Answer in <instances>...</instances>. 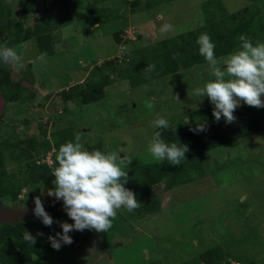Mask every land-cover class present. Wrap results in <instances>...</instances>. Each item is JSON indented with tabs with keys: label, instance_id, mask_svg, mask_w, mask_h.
I'll use <instances>...</instances> for the list:
<instances>
[{
	"label": "rangeland",
	"instance_id": "rangeland-1",
	"mask_svg": "<svg viewBox=\"0 0 264 264\" xmlns=\"http://www.w3.org/2000/svg\"><path fill=\"white\" fill-rule=\"evenodd\" d=\"M25 1L3 0L10 9L9 16L21 21L23 28H31L36 17H46V5L60 4L59 0H35L32 9L22 13ZM132 1L98 2L99 6L109 7L113 14L120 16L98 26L91 12L93 4L86 0L80 20L74 19L52 31L54 53L43 62L37 60L40 55L33 38L13 45L24 67L0 68V76L4 75L13 84H22L23 88H11L17 98L8 103L5 112L6 121L14 126L12 131L16 133V137L5 140L15 142L12 144H17L18 148L3 146L1 139L0 148L4 154L20 148L28 150L27 143L32 140H45L44 134L53 130L50 128L53 121L55 129L71 127L73 139L80 136L84 145L100 141L103 151L117 150L122 152L121 156L132 157L131 169L153 162L146 148L154 130L151 121L157 116L178 122L190 111L202 108L204 113L210 114L203 121L207 133L216 126L242 120L235 116L232 123L223 119L217 122L208 98L199 100L193 95L196 87L212 78L207 64L137 85H131L127 79H115L104 87L101 99L85 105L67 104L60 99L58 93L83 82L91 75L94 65H100L105 59L121 58L133 44L152 42L192 29L203 18L201 3L204 0H162L160 3L159 0H139L134 7ZM150 1L154 3L144 9L145 2ZM222 2L228 12L256 3L264 7V0ZM164 23H170L173 30L162 33L160 27ZM118 29H124L125 34L120 43L113 37ZM148 103L154 107L147 108ZM37 116H42L43 120L48 117L47 123L37 121ZM24 121H28L29 126ZM50 154L51 149L41 158L50 161ZM24 158L19 163L8 157L6 173L15 172L19 177L17 169ZM203 160L204 177L169 190H163L161 183L153 187V194L159 196L161 204L157 212L131 219L126 215L122 217L126 210L121 209L113 220L116 224L111 227L113 229L106 233L74 230L69 233L73 242L62 244L58 250L51 246L48 237H44L40 251L32 255L41 262L36 264H143L150 260H159L162 264L193 263L201 252L212 246L222 249L229 264H264V124L259 132L205 152ZM47 191L43 185L23 188L16 201H26L35 194L44 205L60 206L57 210L62 213V221L72 223L62 203L58 200L56 203ZM3 199L14 201L9 197ZM30 222L41 221L33 217ZM60 231L58 226L56 233Z\"/></svg>",
	"mask_w": 264,
	"mask_h": 264
},
{
	"label": "trees",
	"instance_id": "trees-1",
	"mask_svg": "<svg viewBox=\"0 0 264 264\" xmlns=\"http://www.w3.org/2000/svg\"><path fill=\"white\" fill-rule=\"evenodd\" d=\"M85 1L59 0L60 4L57 6L46 5V17H36V22L31 28H23L21 21L14 20L9 16L10 9L3 0H0V43L7 42L11 46L20 45L33 38L39 55L45 52L47 56L52 55L54 53L52 31L70 24L74 19L80 20L84 15L82 9ZM89 1L93 4L91 12L94 14L98 26L105 23V20L110 21L114 18H120L118 14H113L109 7L99 6L98 2L101 0ZM151 1L150 3L145 2L144 9L149 8L154 3ZM34 2L35 0H26L21 9L22 13L29 12ZM160 2L162 0H159ZM130 3L134 7L140 1L134 0ZM201 9L203 18L196 27L152 42L133 44L123 52L121 58L105 59L100 65H94L91 75H87L83 82L75 83L67 89L63 88L58 96L67 104L73 102L85 105L101 99L104 87L112 84L115 79H127L131 85H137L153 82L180 70L207 64L199 54L196 44V39L201 32H207L211 36L216 44V55L218 57L226 55L238 47L240 34H245L251 38L253 43L256 41L264 42V7L261 4L256 3L234 12H228L222 0H204L201 3ZM106 12H109V15ZM123 35H125L124 29H118L113 33L116 43L121 42ZM124 40L128 41L127 38ZM153 63L156 65L155 71L150 75H146L144 69L147 65ZM0 77L1 80L4 79V90L6 91L4 94L6 97L9 100L15 99L17 97L16 92L12 91L11 88H23V85L14 84L9 88L7 78L4 75ZM201 109L190 111L187 115L182 116L178 122L174 121L173 118L169 119L170 124L175 126L174 130H153V132L161 131L163 138L168 142L176 141L177 143L187 144L189 151L185 153L186 160L175 166L168 164L167 161L162 164L153 161L128 169L129 179L125 186L136 194V198L141 204L134 212L125 211L122 217L126 215L131 219H139L157 212L161 204L159 196L153 194V187L156 184L161 183L163 190H169L204 177L206 169L203 154L205 152L259 132L261 125L264 124V107H249L242 103L234 113L236 117L242 119L241 121L227 126H216L209 133L206 130L194 131L197 123H203L210 115L204 113ZM185 117L189 123H184ZM50 137L51 142L48 139L40 142L36 140L28 141V150L20 148L19 151L4 154L3 150L0 149V198L9 197L10 200H14L23 188L34 189L39 185L47 187L48 190L54 188L52 183L54 177L51 173L56 166L55 153L61 143L74 139L71 127L53 130ZM10 146L17 147V144H11ZM52 147L55 149L51 154L52 165L44 161L37 162L35 153L45 156L46 151ZM85 147L104 150L100 141L85 145ZM23 156H25L24 163L17 169L20 176L17 177L15 172L6 173V159L9 157V159H15L20 163ZM44 208L54 221H62V213L54 205L47 204L44 205ZM122 217L121 219H125ZM125 220H121V222ZM33 225L37 226V230L34 229ZM115 225L113 223L112 227L114 228ZM58 226V223H53L51 227H47L42 222L36 224L27 220L1 225V247L8 252L6 255L9 256L10 262L16 264L41 263L39 259L33 258L32 255L40 251L41 241L44 237L56 234ZM25 230L36 238L34 244L29 245L24 241L23 232ZM38 233H43V235H38ZM19 237L22 239H18ZM10 238L14 239L13 242ZM4 261L6 260L4 259ZM222 261L229 264V261L224 258L222 249L219 246H212L201 252L195 262L183 261L178 264H219ZM143 264L162 263L159 260H150Z\"/></svg>",
	"mask_w": 264,
	"mask_h": 264
},
{
	"label": "clouds",
	"instance_id": "clouds-1",
	"mask_svg": "<svg viewBox=\"0 0 264 264\" xmlns=\"http://www.w3.org/2000/svg\"><path fill=\"white\" fill-rule=\"evenodd\" d=\"M172 30L170 23H164L160 27L162 33ZM238 39L236 49L219 57L216 55V44L207 32H201L196 39L198 52L209 66L212 78L196 87L193 95L199 97V100L208 98L213 105L212 115L217 122L221 119L226 123L234 122V113L241 102L249 107H264V42L253 43L245 34H240ZM46 58L45 52L37 60L43 62ZM13 66L17 69L24 67L21 55L16 47L7 42L0 43V68ZM155 69L156 65L153 63L147 65L144 71L146 75H150ZM146 107L151 109L154 105L148 103ZM184 123H189L186 117ZM151 126L154 129H175L163 116L152 120ZM204 130L203 123H197L194 129ZM80 141L81 137L76 136L74 140L59 145L55 153L56 166L51 173L54 188L47 191V195L62 201L63 209L72 223L54 221L45 210L40 196L33 197V215L47 227H51L53 223L60 226V232L48 237L51 246L57 250L62 244L73 242L70 232L87 229L106 233L121 209L131 213L141 204L136 194L125 186L129 179L127 170L132 157L121 156L122 152L117 150L106 152L97 148L89 149ZM146 151L154 162L162 164L167 161L175 166L186 160L185 153L189 148L184 143L166 141L163 133L157 130L149 139ZM48 164L52 165V161ZM51 205L56 207L57 204ZM22 210L27 211L25 205ZM23 239L29 245L36 242V238L27 230L23 232Z\"/></svg>",
	"mask_w": 264,
	"mask_h": 264
},
{
	"label": "flooded vegetation",
	"instance_id": "flooded-vegetation-1",
	"mask_svg": "<svg viewBox=\"0 0 264 264\" xmlns=\"http://www.w3.org/2000/svg\"><path fill=\"white\" fill-rule=\"evenodd\" d=\"M24 77H25V72H24ZM3 81H4V79H2V80L0 79V100L2 99L0 101V102H2V106L0 107V140L1 139L4 140V141H1V142H3L2 143L3 146H5V145L10 146L12 143H15V142H12V141L7 142L5 139H7V137H11V138L16 137V133L14 131H12L14 126H12L8 121H6L7 115L5 114V112L7 111L6 107H7L8 103L15 100L17 97L13 100H9L6 97V95L4 94L6 91L4 90L5 84L3 83ZM7 82H8L7 84L9 86V88L14 86V84L12 82H10V80L7 79ZM36 119H37V121H39L43 124L44 123L46 124L48 117L44 118V120H43L42 116H37ZM24 123H27L26 126H29L28 121H26V122L24 121ZM54 126H55V123L53 121H51L50 122V128L52 127L53 130H56L54 128ZM53 130H50L49 132H47V134H44V137H45L44 139H51L50 133ZM51 150L53 152L55 149L52 147ZM38 156L41 157L40 155L35 153V157L37 158V162H43V161L46 162L45 160H43V158H39ZM50 156H51V154H50ZM19 195L20 194H18V197H19ZM34 195L35 194H33L32 197L26 201L20 200L18 202L16 201L17 199H14L13 202H10V201H6L3 198H0V226L4 225V224H14V223H17L21 220L31 221V219H33V217L36 218L32 212V209L34 208L33 197H36ZM24 205L26 206L27 211L22 210ZM7 211H10V212L12 211V214L10 212L7 215H6V213H3V212H7ZM18 239H22V238L19 237ZM10 240H11V242H13L12 240H14V239L10 238ZM7 253L8 252L1 247V243H0V264H16L14 262L9 261V256L6 255ZM4 259L6 261H4Z\"/></svg>",
	"mask_w": 264,
	"mask_h": 264
},
{
	"label": "water",
	"instance_id": "water-1",
	"mask_svg": "<svg viewBox=\"0 0 264 264\" xmlns=\"http://www.w3.org/2000/svg\"><path fill=\"white\" fill-rule=\"evenodd\" d=\"M1 100H2V99H1ZM1 100H0V101H1ZM1 106H2V102H0V107H1ZM9 212H10V211L3 212V213H6V215H7V214H9ZM10 213L12 214V211H11Z\"/></svg>",
	"mask_w": 264,
	"mask_h": 264
},
{
	"label": "built area",
	"instance_id": "built-area-1",
	"mask_svg": "<svg viewBox=\"0 0 264 264\" xmlns=\"http://www.w3.org/2000/svg\"><path fill=\"white\" fill-rule=\"evenodd\" d=\"M46 161V160H45ZM48 163H51V159H50V161H47ZM54 201H56V200H54ZM59 201V200H58ZM60 202H62V201H60ZM63 205V204H62ZM59 208H60V206H59Z\"/></svg>",
	"mask_w": 264,
	"mask_h": 264
}]
</instances>
